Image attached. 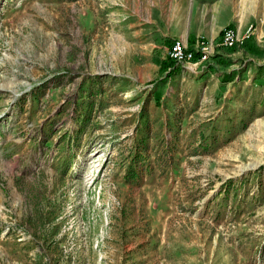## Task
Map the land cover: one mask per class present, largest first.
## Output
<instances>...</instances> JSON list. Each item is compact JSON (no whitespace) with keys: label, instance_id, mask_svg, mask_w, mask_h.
<instances>
[{"label":"rangeland","instance_id":"rangeland-1","mask_svg":"<svg viewBox=\"0 0 264 264\" xmlns=\"http://www.w3.org/2000/svg\"><path fill=\"white\" fill-rule=\"evenodd\" d=\"M0 264H264V0H0Z\"/></svg>","mask_w":264,"mask_h":264},{"label":"built area","instance_id":"built-area-1","mask_svg":"<svg viewBox=\"0 0 264 264\" xmlns=\"http://www.w3.org/2000/svg\"><path fill=\"white\" fill-rule=\"evenodd\" d=\"M238 41V35L233 29H226L223 34L222 46L232 47ZM207 47L204 40H198L194 48H189L182 44L180 40H175L170 48L171 56L180 63L191 62L196 55L207 57Z\"/></svg>","mask_w":264,"mask_h":264}]
</instances>
